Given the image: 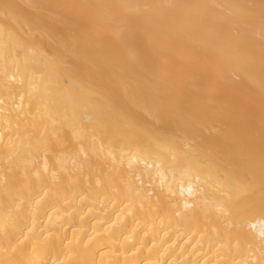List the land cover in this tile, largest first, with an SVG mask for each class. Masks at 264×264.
Segmentation results:
<instances>
[{
  "label": "bare ground",
  "instance_id": "obj_1",
  "mask_svg": "<svg viewBox=\"0 0 264 264\" xmlns=\"http://www.w3.org/2000/svg\"><path fill=\"white\" fill-rule=\"evenodd\" d=\"M0 264H264V0H0Z\"/></svg>",
  "mask_w": 264,
  "mask_h": 264
}]
</instances>
